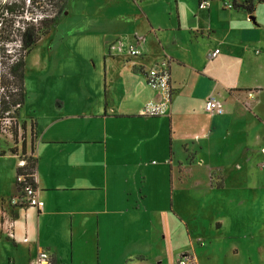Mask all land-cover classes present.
<instances>
[{"label":"crops","instance_id":"crops-1","mask_svg":"<svg viewBox=\"0 0 264 264\" xmlns=\"http://www.w3.org/2000/svg\"><path fill=\"white\" fill-rule=\"evenodd\" d=\"M130 1L118 17L106 1L101 23L83 26L84 36L99 27L100 67L39 88L34 102L26 88L22 140L0 139V209L11 211L25 155L44 202L13 212L19 240L0 231V264H31L41 251L55 264H173L186 253L196 264H254L253 252L264 264V4L249 14L220 0L206 10ZM133 34L146 36L143 57L108 54ZM33 54L27 69L43 62ZM167 59L168 79L152 78ZM210 96L224 114L206 112Z\"/></svg>","mask_w":264,"mask_h":264},{"label":"rangeland","instance_id":"rangeland-1","mask_svg":"<svg viewBox=\"0 0 264 264\" xmlns=\"http://www.w3.org/2000/svg\"><path fill=\"white\" fill-rule=\"evenodd\" d=\"M13 1L18 3L19 10L25 11L24 20H33L35 23H39L42 18H54L61 8V0H0V5ZM68 1L67 10L69 15L63 16L57 21L49 34L44 36L31 52V54L34 53L33 56L42 54L43 62L38 67L26 68L25 85L27 92L31 94L29 102H34L33 94L39 88L46 87L48 91H51L53 87H67L71 84L70 78L73 76V71L77 68L87 70L90 67L92 70H96L100 67V60L96 58L99 55L96 43L99 38V27L92 25L90 28L91 32L88 31L90 34L83 35V26H85L86 22L95 21L97 24L101 23V15L98 9L100 5H104L107 1L111 2L110 6L115 9L116 7L121 9L126 7L127 9L128 6L132 11L134 10L133 8H136L130 0H121L122 2L118 0H99L101 4L95 7L97 9L91 7L93 2L87 7L88 2H84V0ZM214 2L216 1L214 0ZM126 9L115 11L113 17H118L121 14L125 15V12H128ZM16 39L18 40L19 38ZM77 39L82 41L75 48L74 44ZM95 64H97V67ZM0 139L2 143L7 142L1 136ZM252 254L255 260L254 264H260V253L253 252Z\"/></svg>","mask_w":264,"mask_h":264},{"label":"trees","instance_id":"trees-1","mask_svg":"<svg viewBox=\"0 0 264 264\" xmlns=\"http://www.w3.org/2000/svg\"><path fill=\"white\" fill-rule=\"evenodd\" d=\"M203 1L214 0H199V5ZM220 1H232L234 9H243L249 14L254 13L256 4H264V0H246L243 3L236 0ZM67 4L68 0H61V8L55 17L42 18L39 23L24 20L25 11L19 10L16 1L0 5V120L12 117L18 125L20 111L26 100V59L39 41L63 17ZM14 131L16 134L17 129ZM34 171L35 160L28 158L27 166L18 173L31 175Z\"/></svg>","mask_w":264,"mask_h":264},{"label":"built area","instance_id":"built-area-1","mask_svg":"<svg viewBox=\"0 0 264 264\" xmlns=\"http://www.w3.org/2000/svg\"><path fill=\"white\" fill-rule=\"evenodd\" d=\"M210 6V1H203L199 5L200 10H206ZM226 8H233L232 4L225 1ZM146 36L140 34H133L132 36H123L115 39L108 44V54L114 57L126 58H141L145 55ZM219 54V50L210 54V58H215ZM169 60H164L161 64L156 65L149 71L152 78L168 79L167 67ZM251 99L255 98L253 93L249 94ZM205 110L212 116L222 115L225 112L222 101L217 96H210L205 103ZM17 129V133L15 131ZM22 130L17 125L16 119L6 117L0 120V136L4 139L16 142L22 140ZM29 156H23L18 163V168L23 169L27 166V159ZM18 194L12 197L9 201L11 211L0 209V231H3L8 238L12 240H19L15 232L17 227V220L14 218V211L24 209L42 210L44 202L40 200L39 189L36 186L35 171L31 175L17 174L16 178ZM20 242H28V238L20 240ZM31 264H55L54 257L48 252L41 251ZM173 264H196L195 258L192 254L186 253L182 255Z\"/></svg>","mask_w":264,"mask_h":264}]
</instances>
